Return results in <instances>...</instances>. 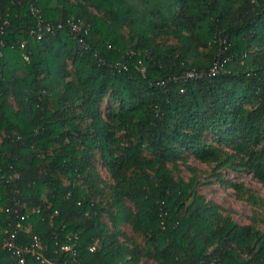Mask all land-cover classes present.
<instances>
[{"label":"trees","instance_id":"1","mask_svg":"<svg viewBox=\"0 0 264 264\" xmlns=\"http://www.w3.org/2000/svg\"><path fill=\"white\" fill-rule=\"evenodd\" d=\"M246 178L264 0H0V264H264Z\"/></svg>","mask_w":264,"mask_h":264},{"label":"rangeland","instance_id":"2","mask_svg":"<svg viewBox=\"0 0 264 264\" xmlns=\"http://www.w3.org/2000/svg\"><path fill=\"white\" fill-rule=\"evenodd\" d=\"M190 162L198 165L199 168L204 169L205 166L201 165L194 160ZM183 175H188L187 171ZM234 175L230 171L225 172L226 178H232ZM246 182L254 188L261 196L264 197V189L256 181L246 178ZM231 191H224L222 187L217 183L203 184L200 187V192L205 195L208 199L216 202L217 204L231 210L234 220L237 223H245L246 216L248 214V206L243 201L236 200L232 195Z\"/></svg>","mask_w":264,"mask_h":264},{"label":"built area","instance_id":"3","mask_svg":"<svg viewBox=\"0 0 264 264\" xmlns=\"http://www.w3.org/2000/svg\"><path fill=\"white\" fill-rule=\"evenodd\" d=\"M218 69H219V65L216 64V65H214V66L211 68L210 72H211V73H214V72H216ZM187 75H188V76H193L192 73H188ZM3 246L13 247L12 243L9 242V241L5 242V243L3 244ZM39 246H40V245L38 244V241L35 239V247L37 248V247H39ZM36 248H35V249H32V252H33V253L36 252ZM64 248H65V249H68V250L71 249L70 246H65ZM92 249H93V248H92ZM39 257H40V256H39ZM41 257H42V256H41ZM42 260L45 261V262H48V263H49V261H47V260H46L45 258H43V257H42ZM19 263L22 264V263H23V259H20V260H19ZM50 264H53V263L50 262Z\"/></svg>","mask_w":264,"mask_h":264}]
</instances>
